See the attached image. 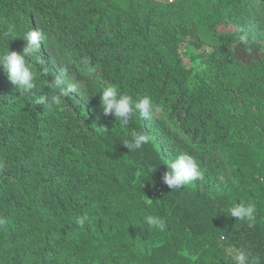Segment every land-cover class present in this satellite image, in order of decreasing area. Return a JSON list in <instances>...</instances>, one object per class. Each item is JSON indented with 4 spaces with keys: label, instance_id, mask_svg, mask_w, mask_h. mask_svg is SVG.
Here are the masks:
<instances>
[{
    "label": "trees",
    "instance_id": "trees-1",
    "mask_svg": "<svg viewBox=\"0 0 264 264\" xmlns=\"http://www.w3.org/2000/svg\"><path fill=\"white\" fill-rule=\"evenodd\" d=\"M217 5L0 0L3 54L21 53L32 29L46 34L31 93L0 70V264H234L236 251L264 264V52L242 64L233 46L243 38L215 29L233 14L264 27V0ZM197 34L213 51L186 67L179 43ZM57 76L76 91L38 104L59 91ZM106 86L150 97L151 119L137 112L122 127L112 116L101 130L93 114ZM133 132L148 142L129 151ZM163 150L191 155L206 181L170 189ZM212 173L224 190H204ZM240 203L255 205L251 224L228 215Z\"/></svg>",
    "mask_w": 264,
    "mask_h": 264
},
{
    "label": "clouds",
    "instance_id": "clouds-1",
    "mask_svg": "<svg viewBox=\"0 0 264 264\" xmlns=\"http://www.w3.org/2000/svg\"><path fill=\"white\" fill-rule=\"evenodd\" d=\"M11 32V29H9ZM46 39V34L41 30H30L24 34V45L21 53L9 51L0 55V70L6 75L11 84L15 85L18 92L31 93L34 88L36 73L32 70V61L36 63H44L39 55V59H36L35 54H39L40 44ZM32 58V59H29ZM47 71V69H44ZM68 71L67 67L63 72ZM53 88L59 91L53 94L51 97L43 96L39 97L37 103L46 105L48 107H54L61 103V98L69 94V92H75L76 86L72 85L68 88L64 86L62 76H57L55 81L50 82ZM99 103L104 115H112L115 120H119L122 127H128L130 118L134 113L139 114L140 117L145 120H149L152 117L155 105L152 99L148 96L139 100H134L131 96L118 92L116 87L106 86L99 93ZM148 142V136L146 134H140L133 132L130 141H125L124 146L130 150L139 149L143 144ZM171 169L170 172H166L163 176V182L170 189H180L186 184L194 182L202 178V173L199 169L195 159L187 154L180 153L175 156L174 159L168 161L166 164ZM255 205L248 204L234 206L227 209L228 215L235 217L236 220H247L250 224L253 221L255 213ZM86 218L82 217L77 222L83 225ZM145 223L153 228L163 231L165 229L164 221L157 217L149 215L145 218ZM234 264H249V255L244 251H236L231 256Z\"/></svg>",
    "mask_w": 264,
    "mask_h": 264
},
{
    "label": "rangeland",
    "instance_id": "rangeland-1",
    "mask_svg": "<svg viewBox=\"0 0 264 264\" xmlns=\"http://www.w3.org/2000/svg\"><path fill=\"white\" fill-rule=\"evenodd\" d=\"M152 1L157 2L159 5L161 4L175 5L178 3L179 0H152ZM196 1L202 4V6L205 7L206 10L209 9L211 10L218 7V5L215 6V3H217L218 0H214V1L196 0ZM2 23H3L2 20H0V26L2 25ZM215 29L218 33H228V34L237 33L240 35L241 38H243V43L241 44L237 43L233 46V56L240 63L247 64L248 62L262 59L264 52V27L259 25L257 22H242L238 16L233 14L231 15L230 19L225 20L222 23L218 24ZM193 41H196L199 47L192 45ZM178 50L182 58V61L184 62L186 67H191L192 65H196V66L200 65L202 61L213 51V46L208 40H204L201 37V35L197 34L195 38H192L191 36L183 37L179 43ZM2 54L3 51H1L0 48V55ZM198 55L200 56L197 57ZM192 56L194 58L197 57L194 59L193 63L189 61L190 57ZM100 110L101 113L102 109ZM97 115L99 119L103 116L101 120L95 118L94 121L97 124V127L101 128V130L103 129L105 130L106 127H109L108 121L112 118V115L98 114V109H96L94 110L93 117H96ZM162 156L166 164L168 163V161L175 158L174 153L172 152L165 153V150H163ZM199 169L202 173L201 180L204 179V181H206L203 171H205L208 174V170H206L205 166L201 168L199 167ZM210 181H211L210 185L203 183L202 187L204 188V190L207 189L213 192H219L220 190H224L225 185H227L228 183L226 178H220V176H218V174L216 173L211 174ZM192 184L193 182L189 183V185ZM216 189H218V191ZM207 192L211 193L209 191Z\"/></svg>",
    "mask_w": 264,
    "mask_h": 264
}]
</instances>
